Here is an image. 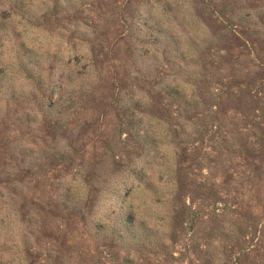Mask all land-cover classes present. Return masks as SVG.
Returning a JSON list of instances; mask_svg holds the SVG:
<instances>
[{"label":"rangeland","instance_id":"1","mask_svg":"<svg viewBox=\"0 0 264 264\" xmlns=\"http://www.w3.org/2000/svg\"><path fill=\"white\" fill-rule=\"evenodd\" d=\"M0 264H264V0H0Z\"/></svg>","mask_w":264,"mask_h":264}]
</instances>
